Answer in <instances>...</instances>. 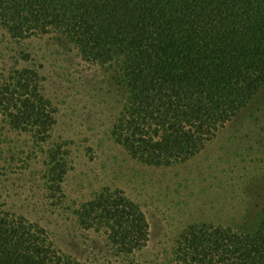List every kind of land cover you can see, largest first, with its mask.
<instances>
[{
    "label": "trees",
    "instance_id": "16d2710c",
    "mask_svg": "<svg viewBox=\"0 0 264 264\" xmlns=\"http://www.w3.org/2000/svg\"><path fill=\"white\" fill-rule=\"evenodd\" d=\"M0 28L15 39L61 33L111 68L124 96L112 138L147 165L192 159L264 92V0H0ZM44 81L38 68L13 69L0 83V115L43 147L48 197L61 205L71 152L52 139L58 109ZM74 213L120 256L149 242L148 216L122 188L103 187ZM172 253L177 264H264V205L239 227L188 224ZM0 264L83 263L44 225L0 205Z\"/></svg>",
    "mask_w": 264,
    "mask_h": 264
},
{
    "label": "rangeland",
    "instance_id": "374dc122",
    "mask_svg": "<svg viewBox=\"0 0 264 264\" xmlns=\"http://www.w3.org/2000/svg\"><path fill=\"white\" fill-rule=\"evenodd\" d=\"M38 68L58 109L54 141H67L66 200L48 197L44 149L0 115V205L44 225L83 264H177L172 247L190 223L239 227L264 205V92L218 137L184 163L152 166L133 159L111 135L123 89L111 68L85 60L61 33L15 39L0 28V83L15 68ZM117 75V74H116ZM47 146V145H44ZM122 188L150 222L145 248L120 256L103 232L81 227L74 209L105 186Z\"/></svg>",
    "mask_w": 264,
    "mask_h": 264
}]
</instances>
